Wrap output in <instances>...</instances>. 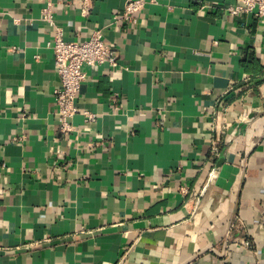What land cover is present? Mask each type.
<instances>
[{
  "label": "crops",
  "instance_id": "obj_1",
  "mask_svg": "<svg viewBox=\"0 0 264 264\" xmlns=\"http://www.w3.org/2000/svg\"><path fill=\"white\" fill-rule=\"evenodd\" d=\"M127 2L0 0V264H264V18ZM56 28L117 52L83 67L71 132Z\"/></svg>",
  "mask_w": 264,
  "mask_h": 264
},
{
  "label": "built area",
  "instance_id": "obj_2",
  "mask_svg": "<svg viewBox=\"0 0 264 264\" xmlns=\"http://www.w3.org/2000/svg\"><path fill=\"white\" fill-rule=\"evenodd\" d=\"M153 0H128L121 15V19L128 23L136 22V15L147 3ZM226 13L231 17L241 15L264 18V0H235V4L226 8ZM43 20L53 26L51 16L44 11ZM52 52L56 76L59 81V88L53 91L56 113L60 122L62 132H71V125L68 120L78 113L76 100L81 85L86 80L83 67L117 65V52L105 43L99 32H93L83 42L66 41L60 29H55L52 40ZM86 122H93L95 116L87 112L83 113ZM216 130V127H215ZM215 155L217 151H212ZM210 175L208 182H212ZM209 184V183H208ZM245 248L250 247L249 241L241 243Z\"/></svg>",
  "mask_w": 264,
  "mask_h": 264
}]
</instances>
